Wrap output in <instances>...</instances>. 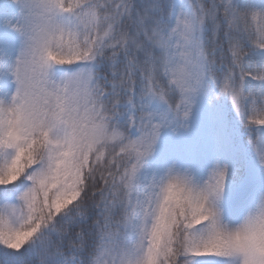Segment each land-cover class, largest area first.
<instances>
[{"label": "snow or ice", "instance_id": "6c2138e0", "mask_svg": "<svg viewBox=\"0 0 264 264\" xmlns=\"http://www.w3.org/2000/svg\"><path fill=\"white\" fill-rule=\"evenodd\" d=\"M0 264H264V0H0Z\"/></svg>", "mask_w": 264, "mask_h": 264}]
</instances>
